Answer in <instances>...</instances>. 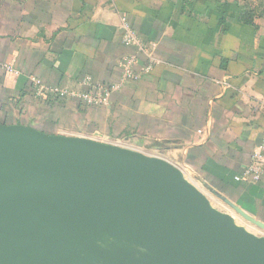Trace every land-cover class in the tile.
<instances>
[{
  "label": "crops",
  "instance_id": "1",
  "mask_svg": "<svg viewBox=\"0 0 264 264\" xmlns=\"http://www.w3.org/2000/svg\"><path fill=\"white\" fill-rule=\"evenodd\" d=\"M124 23L138 43L122 41ZM33 78L117 88L84 107L36 97ZM0 123L166 156L264 222V174L245 171L264 153V5L0 0Z\"/></svg>",
  "mask_w": 264,
  "mask_h": 264
},
{
  "label": "water",
  "instance_id": "2",
  "mask_svg": "<svg viewBox=\"0 0 264 264\" xmlns=\"http://www.w3.org/2000/svg\"><path fill=\"white\" fill-rule=\"evenodd\" d=\"M8 153H25L31 161L60 162L71 173L99 181L94 179V185L84 188L80 183L49 176L44 189L24 184L1 194L0 251L18 239L30 222L72 217L74 223H83L90 231L152 245L166 254H144L132 264H182L180 260L188 264H264V236L254 235L213 207L180 168L159 156L0 123V168ZM15 159H10V172H26L34 166ZM159 169L172 174L179 194L171 190ZM206 188L264 230L263 221L214 188ZM20 201L23 205L17 209ZM121 211L128 212V217L124 218ZM57 264L76 262L60 258Z\"/></svg>",
  "mask_w": 264,
  "mask_h": 264
},
{
  "label": "bare ground",
  "instance_id": "3",
  "mask_svg": "<svg viewBox=\"0 0 264 264\" xmlns=\"http://www.w3.org/2000/svg\"><path fill=\"white\" fill-rule=\"evenodd\" d=\"M14 157L16 158V162H19L20 158L21 160L31 162V164L34 166L26 172H10L8 171L9 162L10 159ZM63 166L65 165L60 162H55L53 160H51L50 162L45 160L31 161L28 155H26L25 153L21 156L16 155L14 153H8L0 168V171L2 172L0 195L8 190H11L15 187L24 184H31L38 189H44L47 185V178H49V176H54L60 179L80 183L84 186V188H89L91 185H94V179L96 181H99L98 178L91 177L90 175L71 173ZM159 172L165 177L167 182L170 184L171 190L174 193L179 194L176 185L173 184L174 179L172 177V174L168 171L161 169H159ZM83 179L85 180V184L82 182ZM22 205L23 203L21 201L18 202L17 209L21 208ZM104 209H106L105 206ZM120 214L124 216V218L128 217V212L126 211H121ZM53 222H62L64 226H67L68 230L63 231L61 229H58L56 226L51 225V223ZM28 224L33 225H27L18 239H16L14 242H12L6 248L0 251V264H35L37 262H41V264H57L58 259L60 258L75 261L78 263H80V261H87V264H89L88 258L85 259L86 257H78L79 255L76 252L79 251L74 248L75 244L69 243L73 245L71 248L73 250L70 252V245L66 243V237L68 236V232H70L71 230L88 231L96 233L85 228L83 223H74L72 217H68L64 219L41 218L36 222H30ZM5 229L6 228H4V230ZM0 231H3V228H1ZM149 246L151 247V249L157 250L161 254V256H166V254L157 247H153L152 245ZM123 251H125V249H123ZM127 251H129V249ZM116 254L118 255V252H116ZM145 254L153 256L156 255L154 253L152 254L148 252L147 250ZM86 255L88 257H95L96 252L95 254L92 252L90 255ZM131 257V255L123 257L122 262L120 263L114 262L112 260L111 261L114 262L113 264H132L133 259ZM180 262L182 264H188L184 260H180Z\"/></svg>",
  "mask_w": 264,
  "mask_h": 264
},
{
  "label": "rangeland",
  "instance_id": "4",
  "mask_svg": "<svg viewBox=\"0 0 264 264\" xmlns=\"http://www.w3.org/2000/svg\"><path fill=\"white\" fill-rule=\"evenodd\" d=\"M253 2L259 6L264 5V0H253ZM160 158L168 161L166 156H161ZM169 162H171L173 165L181 169V166L177 164L176 162L174 161L172 162V160H169ZM181 171L183 170L181 169ZM183 174L188 179V177L186 176L184 172ZM1 177H2V172L0 171V184L2 180ZM198 188L206 194V196L210 200V203L213 207L230 215L238 225L243 226L246 230L253 233L254 235L259 236V237L264 236L263 229L259 228L258 226L242 218L232 208H230L222 200H220L219 198L211 194L206 189L200 186H198ZM28 225H33V224H28ZM51 225L56 226L58 229H61L63 231L68 230L67 226H64L62 222H53L51 223ZM66 243L75 244L74 248H76L77 251H79V252H76L79 255L78 257L80 258L86 257L85 259L88 258L89 264H113L114 262L120 263L122 262L123 257H127L130 255L132 256L131 258L135 262L139 260L140 258L144 257L143 255L146 253V250L152 254L153 253L156 254L157 256L161 255L157 250L151 249L149 245H142L141 243L128 239V238L119 237L116 235L103 233L99 231L96 233H92L88 231L71 230L70 232H68V236L66 237ZM69 245H70V252H71L73 250L71 249L73 245L71 244ZM123 249H125V251H123ZM126 249L127 250L129 249V251H127ZM81 252H84L88 255H90L92 252L95 254L96 252V255L95 257H90V256L88 257L86 254L81 253ZM116 252H118V255L116 254ZM111 260L114 262H112ZM80 263L87 264V261H83V262L80 261ZM80 263L76 262V264H80ZM35 264H41V262H37Z\"/></svg>",
  "mask_w": 264,
  "mask_h": 264
},
{
  "label": "built area",
  "instance_id": "5",
  "mask_svg": "<svg viewBox=\"0 0 264 264\" xmlns=\"http://www.w3.org/2000/svg\"><path fill=\"white\" fill-rule=\"evenodd\" d=\"M122 29V41L125 44L139 42L134 30L126 23L123 24ZM84 84H88L89 86L86 89L74 90L59 86H46L39 79H32L33 93L36 97L41 98L44 101H47L48 99L63 100L65 98H71L82 104L84 107L108 104L112 90L117 88V85L100 83L89 84L87 81H84ZM245 171L253 173L255 180L259 179V177L264 174V153L259 152L254 154L253 163L250 164Z\"/></svg>",
  "mask_w": 264,
  "mask_h": 264
},
{
  "label": "trees",
  "instance_id": "6",
  "mask_svg": "<svg viewBox=\"0 0 264 264\" xmlns=\"http://www.w3.org/2000/svg\"><path fill=\"white\" fill-rule=\"evenodd\" d=\"M247 16H248V18H249V19H247V21H249L250 18H251V17H250L251 15H250V16H249V15H245V14L243 15L244 18L247 17Z\"/></svg>",
  "mask_w": 264,
  "mask_h": 264
}]
</instances>
